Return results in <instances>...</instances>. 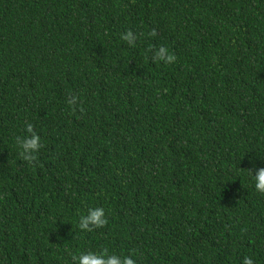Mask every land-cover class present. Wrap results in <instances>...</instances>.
Returning a JSON list of instances; mask_svg holds the SVG:
<instances>
[{
  "label": "trees",
  "instance_id": "trees-1",
  "mask_svg": "<svg viewBox=\"0 0 264 264\" xmlns=\"http://www.w3.org/2000/svg\"><path fill=\"white\" fill-rule=\"evenodd\" d=\"M261 167L264 0H0V264H264Z\"/></svg>",
  "mask_w": 264,
  "mask_h": 264
},
{
  "label": "clouds",
  "instance_id": "clouds-1",
  "mask_svg": "<svg viewBox=\"0 0 264 264\" xmlns=\"http://www.w3.org/2000/svg\"><path fill=\"white\" fill-rule=\"evenodd\" d=\"M122 39L131 44L135 37L132 32L129 31L122 36ZM153 59L171 64L175 62L176 57L170 54L168 49L160 47ZM17 143L20 145L21 155L29 161L35 159V153L41 147L40 136L33 130L31 124L26 125V134L22 138H17ZM253 179L256 191L264 193V167L258 168L255 171ZM107 223L108 221L104 209L97 207L90 208L86 215L80 217L78 227L82 231H92L94 228L104 227ZM73 261H75L76 264H136L134 259L127 256L121 259L117 255L91 252L80 253L78 256H73ZM242 264H255V261L252 257H245Z\"/></svg>",
  "mask_w": 264,
  "mask_h": 264
}]
</instances>
